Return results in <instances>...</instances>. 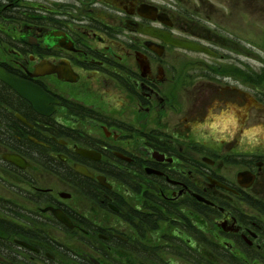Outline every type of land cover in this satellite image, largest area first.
I'll use <instances>...</instances> for the list:
<instances>
[{
  "label": "flooded vegetation",
  "instance_id": "af4514ba",
  "mask_svg": "<svg viewBox=\"0 0 264 264\" xmlns=\"http://www.w3.org/2000/svg\"><path fill=\"white\" fill-rule=\"evenodd\" d=\"M258 2L0 0V260L264 264Z\"/></svg>",
  "mask_w": 264,
  "mask_h": 264
},
{
  "label": "water",
  "instance_id": "95a60500",
  "mask_svg": "<svg viewBox=\"0 0 264 264\" xmlns=\"http://www.w3.org/2000/svg\"><path fill=\"white\" fill-rule=\"evenodd\" d=\"M170 42H173L174 45L181 48L198 51V52L204 51V49L201 46L192 43L174 42L171 40ZM0 80L10 88L15 90L18 93V95H20L22 98L30 102L33 105L35 111H37L38 113H42L46 115L52 113L55 110V108L50 110L49 105L51 103H55L56 101L53 100L48 94H46L39 87L29 84L15 76H12L2 68H0ZM48 110L50 111L47 112ZM57 216L61 218L59 214H57ZM0 238H7V236L0 231ZM26 247L30 248L28 245Z\"/></svg>",
  "mask_w": 264,
  "mask_h": 264
},
{
  "label": "rangeland",
  "instance_id": "374dc122",
  "mask_svg": "<svg viewBox=\"0 0 264 264\" xmlns=\"http://www.w3.org/2000/svg\"><path fill=\"white\" fill-rule=\"evenodd\" d=\"M191 2H195V0H190ZM215 5L217 6V7H219V8H221V9H224V7L222 6V4L221 3H218V2H216L215 3ZM257 7H259V8H264V2H258L257 3ZM227 6H225V8H226ZM224 13H228V11L227 10H224ZM241 18V17H240ZM242 19V18H241ZM258 20H260V19H258ZM261 21L262 22H260L261 23V25H263L264 26V20H262L261 19ZM259 29H261V27H259ZM258 29V31H260ZM4 54V56H2ZM2 55L0 56V59L1 60H3L4 58H6V59H8L9 57H7V56H10V55H8V54H6V53H2ZM150 186V187H149ZM147 188H145L144 190V193L146 194V195H148L149 197H151L152 198V195L149 193V192H151V189H152V185H149ZM149 188V190H147ZM69 246V245H68ZM2 248H4V246H2L1 245V249ZM4 257H5V255L1 252V260H0V264H6L5 262H6V260L4 259ZM77 258V255L75 254V253H73V252H70L69 251V253H65V254H63V255H60V257H58L57 256V260H56V262H53V263H47V264H74V261H75V259ZM74 260V261H73ZM81 260V259H80ZM123 263H125V262H116L115 260L113 261V264H123ZM128 264H133L132 263V261L131 262H128Z\"/></svg>",
  "mask_w": 264,
  "mask_h": 264
},
{
  "label": "bare ground",
  "instance_id": "6f19581e",
  "mask_svg": "<svg viewBox=\"0 0 264 264\" xmlns=\"http://www.w3.org/2000/svg\"><path fill=\"white\" fill-rule=\"evenodd\" d=\"M85 155H86V154H85ZM87 156H90V155H88V154H87ZM57 214H58V213H56V216H57ZM59 216H60V215H59ZM57 217H58V216H57ZM60 217H61V216H60ZM58 218H59V217H58ZM59 219H60V220H63V218H62V217H61V218H59ZM24 246H27V245H25V244H24ZM30 249H33V248H30Z\"/></svg>",
  "mask_w": 264,
  "mask_h": 264
}]
</instances>
